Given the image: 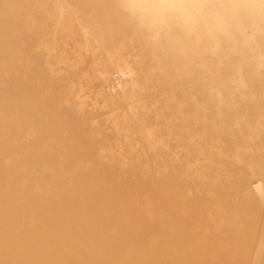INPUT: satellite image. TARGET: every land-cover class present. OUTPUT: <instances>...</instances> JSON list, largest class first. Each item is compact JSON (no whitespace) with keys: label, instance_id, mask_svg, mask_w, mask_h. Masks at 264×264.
<instances>
[{"label":"rangeland","instance_id":"rangeland-1","mask_svg":"<svg viewBox=\"0 0 264 264\" xmlns=\"http://www.w3.org/2000/svg\"><path fill=\"white\" fill-rule=\"evenodd\" d=\"M263 62L264 0H0V264H264Z\"/></svg>","mask_w":264,"mask_h":264},{"label":"bare ground","instance_id":"bare-ground-1","mask_svg":"<svg viewBox=\"0 0 264 264\" xmlns=\"http://www.w3.org/2000/svg\"><path fill=\"white\" fill-rule=\"evenodd\" d=\"M27 46V45H26ZM30 47V46H29ZM27 54V53H26ZM257 61V60H256ZM260 61H261V59H260ZM255 62V61H254ZM258 62V61H257ZM264 63V62H263ZM254 64V63H253ZM256 64V63H255ZM259 64V63H258ZM257 64V65H258ZM260 64H261V62H260ZM252 66V65H251ZM264 66V65H263ZM250 67V66H249ZM253 68V67H252ZM261 68H263V67H261ZM261 68H259V66H258V69H260V71H261V73H262V70H261ZM245 70L248 72V70L245 68ZM250 70V69H249ZM240 71H241V69H240ZM243 72V71H242ZM247 72H246V74H247ZM251 72V71H250ZM257 73H259V72H257ZM240 75V74H239ZM248 75H250V74H248ZM242 77H243V75H242ZM254 77V76H253ZM263 77V76H262ZM244 78V77H243ZM260 78V77H259ZM247 79V78H246ZM240 80H242V79H239V81ZM244 80V79H243ZM237 81H238V79H237ZM249 81V80H248ZM250 81H254V80H250ZM248 83V82H247ZM250 84V83H249ZM242 85H244V84H242ZM242 85H241V87H242ZM247 85V84H246ZM246 85H244V87L246 86ZM251 87V86H250ZM248 88V87H247ZM254 96V95H253ZM217 103V102H216ZM215 106V105H214ZM221 107V106H220ZM231 107V106H230ZM212 109V108H211ZM217 109V108H216ZM226 109V108H225ZM224 109V110H225ZM202 110H204V108L202 109ZM214 110H215V108H214ZM227 110V109H226ZM205 114H207V113H205ZM206 122V121H205ZM204 124V123H203ZM202 124V125H203ZM206 124V123H205ZM232 126V125H231ZM209 127V125H205V129H207ZM235 127H236V125H235ZM204 129V128H203ZM206 131V130H205ZM261 132V131H260ZM240 133H241V131H240ZM253 136H254V134H253ZM260 136V135H259ZM256 137V136H255ZM258 138V137H257ZM235 139V138H234ZM213 141V140H212ZM218 142V141H217ZM257 143V142H256ZM216 145H218L217 143H216ZM247 149V148H246ZM249 149V148H248ZM264 149V148H263ZM257 150V149H256ZM233 151V150H232ZM249 151V150H248ZM231 152V151H230ZM234 152V151H233ZM219 153V152H218ZM249 153V152H248ZM252 153V152H251ZM233 156L235 155V154H232ZM237 155V154H236ZM245 156H246V154H244ZM226 156V155H225ZM232 157V156H231ZM244 157V156H243ZM242 157V158H243ZM264 157V156H263ZM219 158V154H218V157H217V159ZM228 158H229V156H228ZM239 158H241L240 156H239ZM244 158H246V157H244ZM220 159V158H219ZM222 159V158H221ZM249 160V159H248ZM215 161H216V159H215ZM232 161V160H231ZM242 161V160H241ZM246 160H244V162H245ZM218 162H219V160H218ZM235 162H237V161H235ZM201 163V162H200ZM231 163V162H230ZM240 163V162H239ZM238 163V164H239ZM243 163V162H242ZM241 164V163H240ZM239 164V166L241 167V165ZM222 165V164H221ZM235 165H237V164H235ZM262 165H263V163H262ZM233 166V165H232ZM216 167V166H215ZM236 166H234V168H235ZM240 167H237L238 169L240 168ZM221 168V167H220ZM219 168V169H220ZM226 168V167H225ZM224 168V169H225ZM204 169V168H203ZM236 169V168H235ZM231 171V170H230ZM228 172V171H227ZM201 174V173H200ZM229 177H231V176H229ZM215 179V178H214ZM213 179V180H214ZM218 180H220V179H218ZM205 186V189H204V191H203V194H204V199H200L201 201H202V207H203V214H204V219H203V222H205L204 220H206V221H211L210 219H214V217H216V215L214 214H210V211L212 212L213 210H215L216 212H217V210L213 207V209L211 208L212 206L211 205H213V204H209V196H208V194H207V184H205L204 185ZM214 186H216V184L214 185ZM234 186V185H233ZM213 187V186H212ZM219 187V186H218ZM227 187V186H226ZM213 188H215V187H213ZM216 189H217V187H216ZM220 189V188H219ZM218 190V189H217ZM229 190H230V187H229ZM234 190H235V187H234ZM213 190H211V192H212ZM219 191V190H218ZM223 191V190H222ZM222 191H221V193H222ZM225 191V190H224ZM208 193H210V192H208ZM220 193V194H221ZM215 195V197L216 196H218L219 194H214ZM213 195V196H214ZM220 196V195H219ZM247 197H249V195H246ZM212 197V196H211ZM210 197V198H211ZM200 198V197H199ZM213 198V197H212ZM211 198V199H212ZM219 198V197H218ZM249 198H253V197H249ZM214 199V198H213ZM215 200V199H214ZM184 201V200H183ZM199 201V200H198ZM217 201V200H216ZM200 204V203H199ZM218 204V203H217ZM211 207H210V206ZM248 205V204H247ZM251 205H253V204H251ZM250 206V205H249ZM249 206H248V208H249ZM236 208V207H235ZM237 208H238V206H237ZM219 209V208H218ZM202 210V209H201ZM243 210V209H242ZM237 212H239V211H237ZM243 212V211H242ZM243 214H244V212H243ZM213 222H214V220H212ZM209 223H212V222H209ZM216 225H214V226H216V227H218L219 225H220V222H216L215 223ZM216 228H214V230H215ZM219 229H222V227H219ZM264 254V253H263Z\"/></svg>","mask_w":264,"mask_h":264}]
</instances>
